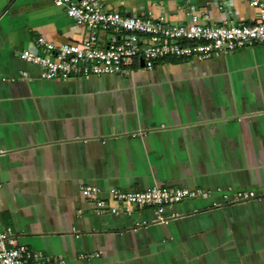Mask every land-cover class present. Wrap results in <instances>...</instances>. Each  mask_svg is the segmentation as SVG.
<instances>
[{
	"label": "crops",
	"instance_id": "1",
	"mask_svg": "<svg viewBox=\"0 0 264 264\" xmlns=\"http://www.w3.org/2000/svg\"><path fill=\"white\" fill-rule=\"evenodd\" d=\"M102 1L173 22L189 4L215 22L259 16L250 0ZM40 36L76 43L87 28L51 0H0V229L51 264H264V42L153 68L137 58L128 74L44 78L21 56ZM157 185L207 194L162 219L151 206L99 211L98 199L118 204L113 187Z\"/></svg>",
	"mask_w": 264,
	"mask_h": 264
},
{
	"label": "built area",
	"instance_id": "2",
	"mask_svg": "<svg viewBox=\"0 0 264 264\" xmlns=\"http://www.w3.org/2000/svg\"><path fill=\"white\" fill-rule=\"evenodd\" d=\"M64 7L76 23L87 28L81 42L55 43L40 36L36 49H26L21 56L42 68L44 78L76 75L128 74L137 58L153 68L158 59L206 58L225 54L248 45L264 42V0H250L259 16L256 21L215 22L205 20V11L195 4L185 9V20L173 22L163 16H142L110 9L102 0H51ZM24 74L27 75L26 72ZM82 192L96 197L100 188L84 184ZM118 204L98 199L99 211L119 212L133 206H151L157 218L169 205L187 197L207 194L199 188L157 185L141 190L110 189ZM227 196V194H225ZM255 196L254 191H236L234 199ZM110 207V208H109ZM92 254H88L91 256ZM52 257L21 243L10 225L0 229V264H51Z\"/></svg>",
	"mask_w": 264,
	"mask_h": 264
}]
</instances>
